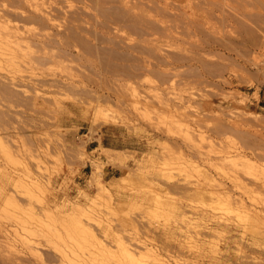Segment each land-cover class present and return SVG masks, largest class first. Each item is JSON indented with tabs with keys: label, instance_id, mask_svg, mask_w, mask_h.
Here are the masks:
<instances>
[{
	"label": "rangeland",
	"instance_id": "obj_1",
	"mask_svg": "<svg viewBox=\"0 0 264 264\" xmlns=\"http://www.w3.org/2000/svg\"><path fill=\"white\" fill-rule=\"evenodd\" d=\"M20 1L18 13L57 12L49 27L7 15L27 33L74 36L70 54L43 64L0 55L15 91L0 89L4 256L78 264L93 251L81 225L104 239L106 218L160 248L151 264H264V174L215 153L264 169V0ZM205 180L217 195L197 192Z\"/></svg>",
	"mask_w": 264,
	"mask_h": 264
},
{
	"label": "bare ground",
	"instance_id": "obj_2",
	"mask_svg": "<svg viewBox=\"0 0 264 264\" xmlns=\"http://www.w3.org/2000/svg\"><path fill=\"white\" fill-rule=\"evenodd\" d=\"M26 1L34 2L33 0H26ZM35 3H33V7L37 8L36 6H34ZM21 4L22 3H21L20 0H0V55L5 56L6 58L22 57L24 59V58H28L29 57L28 60H26V59L25 60L27 61L28 64H30L31 66H34L35 63L43 64V63H46V62H48L50 60L58 59V58H61V57L65 56V55H67V54H70L71 53V47H70L71 44H70V42H72V40H70V38H71V35L72 34H70V33H62L61 31H56V32L53 31L54 33L53 32L52 33H45V32H42V31L41 32L40 31L39 32L37 31L36 33H33L34 30L31 33L30 30H32V29H30V28L28 29V33H27L26 32V30H27L26 27L24 29V26L22 27L18 22L12 23L13 22L12 21L13 19L11 20V18H8L7 15L10 14V13H11V15H14L13 13L17 14L18 13L17 6L18 5H21ZM24 6H27L26 3H24ZM24 6H23V9H24ZM20 7H22V6H20ZM29 7H30V5H29ZM24 10H26V9H24ZM24 10H22V12L20 11L21 14L22 13H25ZM27 10H28V12H27L28 15L25 13L26 15L24 17H22L23 15H20V16L23 19H25V17H28V21H33V22H35V21L37 22L38 21V22H40V25H41L40 27H49V26H51V24L53 23L52 21L55 20V16L57 15L56 14L57 12L54 13L51 10L44 11V12H41V13H38L36 11H33L32 9H30V10L27 9ZM12 11H13V13H12ZM16 17L17 16L15 15V17H13V18H16ZM18 18H19V16L17 17V20H19ZM81 18L77 17L76 20H81ZM20 20H22V19L20 18ZM26 23H27V21H26ZM53 25H55V24H53ZM52 28H53V26H52ZM73 36H74V34L72 35V37ZM29 43H33V45H38L37 52L33 56H28V55L19 53L20 50H23V47L24 46L27 47L29 45ZM54 46L55 47L56 46L58 47L57 48L58 49L57 51L51 49V48H54ZM12 78L13 79H9V80H12L11 83L14 82V83L17 84V82H16L17 80H15L14 77H12ZM13 80H15V81H13ZM0 89L1 90L6 89V91L8 90V91H11V92L13 91L12 92L13 94L15 92L14 90H10V89H13V88L8 83H5V82H4V84H2V83L0 84ZM187 129H189L190 132L193 131V134H194V132H196V131H194L195 129L192 130L191 128H189V126H188ZM189 134H191V133H189ZM199 134L200 133H198V135ZM205 135H201V136L199 135L200 136L199 139L202 138V139H200V141H202V140H204L206 138ZM188 136L191 137L192 135L191 136L188 135ZM205 140H207V139H205ZM201 144H202V142H201ZM211 144L213 145L214 143H211ZM195 146H196V144H195ZM227 149H229V147ZM242 149H244V148H242ZM216 150H218V149L216 148ZM218 152L220 154H222V155L219 156L220 154ZM228 152H230V151L229 150H225L223 148V150H218L215 153H218L219 159H220V157L221 158L223 157L224 159L226 158V159L232 160L237 166L239 165L240 167L241 166L244 167L245 165L249 164V166L252 165V166L256 167V169H258L259 172H261L260 174H262V173L264 174V169L262 167H260V165H258L257 163L256 164H253V162L250 159V157L245 156L246 154L243 155L244 152L243 153L241 151L235 152L236 155H234V154L232 155L231 153L229 155ZM240 153H242L243 158H242V156L241 157L240 156H237V155H241ZM218 156H217V158H218ZM212 159H213V157H212ZM192 161L193 160H191V162ZM193 163H191V164L193 165ZM216 163H217V161H216ZM194 168H196V167H194ZM197 169L200 170L199 168H197ZM203 176H205V179L206 180L207 179L214 180L210 176V174L207 173V172H204L203 171ZM206 180L203 183L202 182H199V185L197 187V192L198 193H206L207 191H209L210 193L217 195V193H218L217 191L220 188V183L217 182L215 185H212V188L209 190V187L206 186L207 185ZM262 182L264 183V179H263ZM255 186H257V185H255ZM101 188L103 189V185L101 186ZM167 191L168 190H166L165 192H167ZM244 192L245 191H243V193ZM243 193H241V194H243ZM230 198H231L230 199V203L233 206H238V207H242V208H245V209H249L248 206H247V203H246L247 200H245V198L242 195L241 196L239 195V197L238 196L231 195ZM260 198H263V197H260ZM262 200H261V203H263ZM250 208H251V210L249 209L250 212L252 210L255 211V209H256V208L252 209L253 206L250 207ZM258 211H255L256 213L255 214L253 213L252 217L254 215L255 216H258L259 213H260ZM212 213H214V212H212ZM249 217H251V216H249ZM34 218L35 217H33V219ZM212 218H213V214L211 215L210 213H207V212L206 213L205 212H200L199 213V218L196 221H202V220L207 221V220H211ZM101 219H103V217ZM34 220H36V219H34ZM97 220H98V223L100 225V228L105 233V237H104V239L101 238V236L99 235L98 229L97 230L95 229L97 227H94L93 224H91V223H83L81 225V228L87 234H89L90 236H92V238H93V243H92V245H93V251L87 257H85L83 259V261L78 262V264H88L87 262L89 261V259L91 261H93L91 264H94V263L96 264V261H100V262H102V264L103 263L105 264V261L108 262L111 259H113L112 260L113 264H122V262H125L126 264H151L150 263L151 260L157 259V255H158V252H159V249L160 248L157 245H155L152 242V240H149L147 235L144 236L139 231H136V233L134 232L135 235L132 234L133 237L131 236V239H133L132 240L133 242H128L120 234L117 236V234L114 231L115 228L113 229V226H111L110 224H108L110 222H107V225L104 224V221H106V218H104V221L100 220V218L97 219ZM38 221H42L41 218H39ZM136 230H139V228L136 229ZM110 235L111 236H114V237L116 236L115 239H114V241L115 240L117 241V243H116V250H113L109 246V244L107 243L106 238L110 237ZM161 249L163 250V248H161ZM19 260H21L22 262H20ZM23 262L24 263L25 262H31V259L29 257H21L20 258L19 256L12 257V258L11 257H7L6 258L4 256V254H3V249L0 248V264H22ZM100 262H99V264H100ZM89 264H90V261H89Z\"/></svg>",
	"mask_w": 264,
	"mask_h": 264
}]
</instances>
